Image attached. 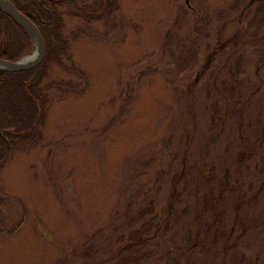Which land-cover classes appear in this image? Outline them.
I'll use <instances>...</instances> for the list:
<instances>
[{"label":"rangeland","instance_id":"rangeland-1","mask_svg":"<svg viewBox=\"0 0 264 264\" xmlns=\"http://www.w3.org/2000/svg\"><path fill=\"white\" fill-rule=\"evenodd\" d=\"M101 2L1 163L0 264H264V0Z\"/></svg>","mask_w":264,"mask_h":264},{"label":"trees","instance_id":"trees-1","mask_svg":"<svg viewBox=\"0 0 264 264\" xmlns=\"http://www.w3.org/2000/svg\"><path fill=\"white\" fill-rule=\"evenodd\" d=\"M11 1L38 26L46 42L47 54L45 60L33 69H0V132L6 138L0 137V166L7 151L18 152L23 149V141L37 139V133L52 106L49 90L54 86L61 88L63 84L56 81L43 84V80L52 60L63 64L62 56L72 57L70 41L64 33L65 11L81 15L88 22L107 11L106 4L101 0L92 3L84 0ZM33 47L29 31L11 15L0 10V58L17 61L30 53ZM142 237H138L136 243L147 241Z\"/></svg>","mask_w":264,"mask_h":264},{"label":"water","instance_id":"water-1","mask_svg":"<svg viewBox=\"0 0 264 264\" xmlns=\"http://www.w3.org/2000/svg\"><path fill=\"white\" fill-rule=\"evenodd\" d=\"M0 10L8 13L20 22L32 35L35 43L34 51L25 54L17 61H9L7 59L0 58V69L9 71H24L37 67L45 60L47 54L46 42L40 29L26 14L20 11L11 0H0ZM0 137L6 140L1 132Z\"/></svg>","mask_w":264,"mask_h":264}]
</instances>
